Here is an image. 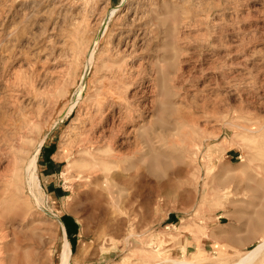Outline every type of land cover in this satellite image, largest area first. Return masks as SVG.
Here are the masks:
<instances>
[{
    "label": "rangeland",
    "instance_id": "rangeland-1",
    "mask_svg": "<svg viewBox=\"0 0 264 264\" xmlns=\"http://www.w3.org/2000/svg\"><path fill=\"white\" fill-rule=\"evenodd\" d=\"M39 143L44 202L25 170ZM90 153L109 157L107 189L79 174ZM49 211L70 264H226L255 247L264 0H0V264H59Z\"/></svg>",
    "mask_w": 264,
    "mask_h": 264
},
{
    "label": "bare ground",
    "instance_id": "bare-ground-1",
    "mask_svg": "<svg viewBox=\"0 0 264 264\" xmlns=\"http://www.w3.org/2000/svg\"><path fill=\"white\" fill-rule=\"evenodd\" d=\"M122 2H125L126 0H121ZM117 8H119V7H117ZM117 8L115 9V10H112V12H111V14H113L115 11H117ZM130 36V35H129ZM126 37H128V36H126ZM97 46V44H95V47ZM93 48H94V46H93ZM94 52V51H93ZM91 57H92V52H91V54H90V56H89V61H91ZM89 61H88V63H89ZM123 72V71H122ZM114 79V78H113ZM81 81V80H80ZM121 82V81H120ZM80 83V82H79ZM78 83V84H79ZM109 83H110V81H109ZM114 84V83H113ZM110 85H112V84H110ZM116 85V84H115ZM114 85V86H115ZM105 86V85H104ZM78 87V86H77ZM112 87V86H111ZM80 88V89H79ZM78 88V93H77V95H76V100H75V102H73L67 109H66V111L64 112V114H63V118H67L68 116H70V114H71V112H72V110H73V108L77 105V103L80 101V99H82L81 97V95L83 94V92L85 91V88H86V80H85V78L82 80V83H81V86ZM99 93H98V95H97V98H96V100H97V102H96V104H95V106H96V109H97V111L98 112H104V108H105V105L102 103V101H104V100H106L107 98H111V100L112 101H114L115 102V96H114V93L113 92H111V91H109V90H112V88H104V87H101V88H99ZM113 91V90H112ZM120 106V105H119ZM76 110H77V108H76ZM90 110H91V108H90ZM83 112H85V111H83ZM86 113V112H85ZM87 114V113H86ZM110 114V113H109ZM111 117H113V115L112 116H110L109 118H111ZM86 119H89V118H87L86 117ZM91 120H92V116H91ZM95 120V119H94ZM87 121V120H86ZM111 121H113V119L111 120ZM120 122V121H119ZM90 123V127L92 126V122H89ZM89 123H87V125L89 124ZM123 123H124V121H123ZM55 124V123H54ZM105 124V123H104ZM114 123L112 122V125H113ZM121 124V123H120ZM24 125V124H23ZM94 125V124H93ZM110 125H111V123H110ZM109 125V126H110ZM119 125V124H118ZM57 126V124H55L54 125V127H53V129L55 128ZM108 126V127H109ZM114 126H116V125H114ZM88 127V126H87ZM117 127V126H116ZM115 127V128H116ZM119 128V127H118ZM86 129V128H85ZM18 130V129H17ZM52 130V129H51ZM89 130V129H88ZM121 130V129H120ZM12 131V130H11ZM92 131V130H91ZM117 132H119V130H116ZM122 132H123V130H121ZM95 132V131H94ZM93 132V133H94ZM121 132V133H122ZM250 133V132H249ZM92 134V133H91ZM18 135V134H17ZM22 135V134H21ZM24 135H25V133H24ZM89 135H90V133H89ZM27 136V135H26ZM93 136V135H92ZM27 137H29V136H27ZM95 137V136H94ZM18 138H19V136H18ZM96 138V137H95ZM23 139V138H22ZM78 139V138H77ZM98 139V138H97ZM96 139V140H97ZM44 139H42V141H43ZM95 140V141H96ZM106 140V139H105ZM89 141V140H88ZM105 142V141H104ZM103 143V142H102ZM44 144V143H43ZM41 145H42V143H39L36 147H35V149H34V153H33V155L31 156V158L29 159V161H28V163H27V166H26V174H27V176H28V186L29 187H32V189H34L36 192H37V195H38V197L42 200V202H44V199L43 198H41V195L39 194V190H40V187H39V184H38V179H37V175H36V171H37V169H36V159H37V156L39 155V153H40V148H41ZM98 145V144H97ZM96 145V146H97ZM94 146V145H93ZM99 147V146H98ZM108 147V146H107ZM100 149V148H99ZM99 149H97V151L96 152H98V150ZM109 149V148H108ZM90 150V149H89ZM108 154H110L109 152H106L105 153V155H108ZM112 154V153H111ZM102 156H103V154H101ZM89 156H90V162H91V165H89V164H85V165H83V169L81 170V172L79 173L80 175H81V173L82 174H86L87 176V180H85V182H86V184H87V186H89L90 187V189L92 188L93 190H97V189H99V187H100V185H102L101 183H100V181H102L103 183H104V185H102V186H104L106 189L108 188V184H109V182H110V180H111V178H112V176H108L109 174H108V167H106V164L108 163V158L106 159L105 157H107V156H104V159H103V157L102 158H99L98 160L97 159H95V156H94V153H90L89 154ZM113 157V156H112ZM75 159V158H74ZM208 159V158H207ZM210 159V158H209ZM85 160V159H84ZM122 160V159H121ZM98 161H100V164H102V166H101V168H98V166H97V164H98ZM115 162V161H114ZM117 163H118V161H117ZM111 165V164H110ZM121 165H123L122 163H121ZM124 166V165H123ZM94 170H96V172L97 171H100V173L99 174H97ZM123 170V169H122ZM125 171V170H124ZM127 171V170H126ZM120 172V171H119ZM124 173V172H123ZM122 173V174H123ZM25 174V175H26ZM115 174V173H114ZM89 176V177H88ZM114 176V175H113ZM78 179V178H77ZM76 179V180H77ZM112 179H114V178H112ZM75 180V181H76ZM82 183V182H81ZM79 185H80V183H79ZM84 188V187H83ZM89 189V188H88ZM89 189V190H90ZM225 190H227V189H225ZM224 190V191H225ZM85 191V190H84ZM91 191V190H90ZM220 193H223V190H221V191H219ZM117 193H118V191H117ZM226 193H228V192H225V193H223L222 194V196H227L226 195ZM93 194V193H92ZM110 194V193H109ZM36 195V196H37ZM100 195V194H99ZM111 195V194H110ZM109 195V196H110ZM114 195V194H113ZM90 197H91V194H90ZM94 198V197H93ZM89 199V198H88ZM33 200V199H32ZM48 200V199H47ZM104 200H106V199H104ZM103 200V201H104ZM35 201V200H34ZM92 203V202H91ZM36 204V203H35ZM41 205V204H40ZM70 209L68 208V207H66V206H64V209H63V212H71V211H69ZM47 214V213H46ZM48 215H49V218H51V219H54L55 221H56V223H58V225L61 227V240H62V246H61V249H60V253H59V258H60V262H59V264H70V260H71V258H72V256H73V254L71 253V250H70V247H69V243H68V241L66 240V237H65V231H64V229H63V226H62V224L59 222V220L49 211L48 212ZM57 231V230H56ZM102 243V242H101ZM159 245V244H158ZM85 246V245H84ZM83 246V247H84ZM82 253H83V248L82 247H80L78 250H77V252H76V254L74 255L75 257H78V258H80L81 256H82ZM160 254V253H159ZM159 254H157V255H159ZM263 255H264V236H262V238H260L259 239V242H258V244L255 246V247H253L251 250H249V251H247L246 253H244V256H242L238 261H236V262H233V263H226V264H254L256 261H258L260 258H262L263 257ZM197 256V255H196ZM198 257V256H197ZM196 257V258H197ZM192 258H194V257H192ZM195 258V259H196ZM148 259V258H147ZM182 260V259H181ZM194 261V260H193ZM125 262V261H124ZM261 263H262V261H261ZM145 264H202L201 262L199 263V262H190V261H186V260H183V261H176V260H166V259H160L159 257L155 260V262H151L150 261V258L147 260V261H145ZM218 264H225V263H218Z\"/></svg>",
    "mask_w": 264,
    "mask_h": 264
}]
</instances>
